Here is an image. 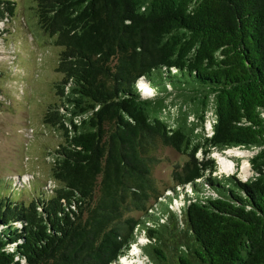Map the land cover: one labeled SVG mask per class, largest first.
<instances>
[{
	"label": "trees",
	"instance_id": "trees-1",
	"mask_svg": "<svg viewBox=\"0 0 264 264\" xmlns=\"http://www.w3.org/2000/svg\"><path fill=\"white\" fill-rule=\"evenodd\" d=\"M29 1L62 48L53 184L0 191V264H118L142 233L155 264H264V0ZM254 147L252 178L213 176V151ZM162 148L186 157L166 190Z\"/></svg>",
	"mask_w": 264,
	"mask_h": 264
},
{
	"label": "rangeland",
	"instance_id": "rangeland-1",
	"mask_svg": "<svg viewBox=\"0 0 264 264\" xmlns=\"http://www.w3.org/2000/svg\"><path fill=\"white\" fill-rule=\"evenodd\" d=\"M22 2L21 5L18 1L17 16L13 22L6 24V21H0V191L7 196L12 194L9 179L14 181L12 190L18 187L17 183L21 185L26 182L20 186L22 191L41 187V184L42 187L53 184L50 179L52 158L48 153L56 144L54 137L57 133L46 127L42 119L47 107L56 102L54 85L62 79V75L56 71L62 48L53 45V39L38 28L30 1H26L25 8ZM151 94H154V90H151ZM175 97L176 94H173L168 100L171 120L182 104V98ZM187 107L192 108V103ZM206 118L205 132L211 136L214 124L212 109L207 111ZM190 121L194 122L195 119L190 117ZM197 132L201 133L202 129L199 128ZM230 150L236 155L226 154L229 150L213 151L211 154L217 163L213 176H235L241 182H246L253 177L250 160L260 149ZM158 155L160 163L154 169V176L160 188L166 190L174 186L173 168L186 157L171 148H162ZM220 158L231 161L232 168L222 171ZM171 195L173 192L167 191L164 197ZM190 195L193 196V193ZM27 196L26 192L23 198ZM178 207L179 202H176V205H172V211L178 212ZM167 219L168 216L164 217L163 222ZM143 238L142 233L137 244L131 246L118 264H155L143 251ZM124 259H128V262L125 263Z\"/></svg>",
	"mask_w": 264,
	"mask_h": 264
},
{
	"label": "bare ground",
	"instance_id": "bare-ground-1",
	"mask_svg": "<svg viewBox=\"0 0 264 264\" xmlns=\"http://www.w3.org/2000/svg\"><path fill=\"white\" fill-rule=\"evenodd\" d=\"M226 154H234V155H236V153H234V151H232V150H229V151H227L226 152ZM220 162H221V165H222V171H228V170H230L231 168H232V162L231 161H226L225 159H223V158H220ZM123 259V258H122ZM125 263H127L128 262V259H124L123 260Z\"/></svg>",
	"mask_w": 264,
	"mask_h": 264
}]
</instances>
